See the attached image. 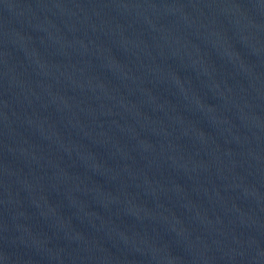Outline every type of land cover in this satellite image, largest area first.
Here are the masks:
<instances>
[{"label":"water","instance_id":"obj_1","mask_svg":"<svg viewBox=\"0 0 264 264\" xmlns=\"http://www.w3.org/2000/svg\"><path fill=\"white\" fill-rule=\"evenodd\" d=\"M0 264H264V0H0Z\"/></svg>","mask_w":264,"mask_h":264}]
</instances>
